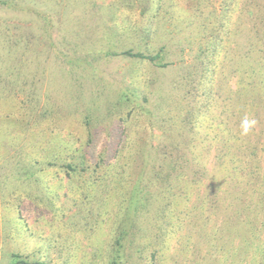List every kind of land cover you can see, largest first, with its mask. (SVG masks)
Here are the masks:
<instances>
[{
    "label": "rangeland",
    "instance_id": "rangeland-1",
    "mask_svg": "<svg viewBox=\"0 0 264 264\" xmlns=\"http://www.w3.org/2000/svg\"><path fill=\"white\" fill-rule=\"evenodd\" d=\"M94 1L102 9L80 0H0V167L10 161L3 172L0 168V264H18L12 261L14 254L31 264H89L85 253L93 264H103L95 250L105 249L113 221L96 213L109 209L116 220L117 198L105 207L95 197L90 236L71 224V217L76 221L79 209L87 206L83 188L95 169L102 174L104 165L113 164L111 183L117 185L121 162L126 169L133 164L136 172L138 155L144 153L149 158L155 154L164 165V144H186L198 132L204 143L210 138L207 162L218 167L211 139L219 131V118L206 125L210 114L196 74L203 71V83H215L219 76L211 72L228 51L238 54L243 66L250 26L253 17L260 23L264 0ZM258 29L253 28L255 34ZM126 52L159 57L152 61ZM203 61L211 63L210 69ZM241 117L255 126L254 114ZM173 126L190 128L192 136L177 137ZM31 135L36 141L52 136L57 156L38 163L35 159L45 151L31 148ZM49 144L43 141L45 150ZM27 173V179L21 177ZM215 174L219 182L214 175L204 177L187 191V202L166 206L159 222L166 228L162 234L172 238L169 244L176 243L177 252L185 251L179 256L183 264H264V211L253 209L248 221L228 218L233 214L228 202L230 213L222 206L216 211L203 207L214 192L235 194L236 201L248 206L264 194V180ZM21 179L27 180V189L18 185L24 186ZM168 253L175 254V248ZM168 253L161 255L163 263L157 261L172 264Z\"/></svg>",
    "mask_w": 264,
    "mask_h": 264
},
{
    "label": "trees",
    "instance_id": "trees-1",
    "mask_svg": "<svg viewBox=\"0 0 264 264\" xmlns=\"http://www.w3.org/2000/svg\"><path fill=\"white\" fill-rule=\"evenodd\" d=\"M80 1L82 3L85 2V6L90 7V5L95 4L98 8H101V4H98L94 0ZM114 7H117V3H114L109 8L110 12ZM263 8L264 4H262ZM262 12L264 14V10ZM259 19L260 23L257 24L255 17H253V26H250L252 27L250 31L253 34L251 33L250 39L248 38L246 48H249V51L245 53L246 59L242 67H239L238 59H236L238 54L228 51L223 54L222 62L220 59L221 64H218V70H212L213 72H211L212 77H216L214 73L219 76L215 83H211L212 80H209V82L207 80L203 83L201 80L205 75L203 71L196 74L199 76L198 82L200 87L205 89L203 94L207 100L204 101L205 107H203L207 111V114H210V118L206 117V125L207 123L213 124L215 117L218 116L219 118V131L211 139L213 145L216 146L218 167L210 168L207 162L208 154H210L212 148V145L209 147L210 138L206 136L205 139L208 142L204 143V141L198 139V133L203 132H198L197 135L192 138L190 137V140L188 138L186 144H164L162 151L164 165L158 164V158L155 154H152L154 158L150 157L155 160H151L149 156H145L143 153V155H138L140 162H136L137 171L135 172L133 164L129 169H126L127 167L124 168V163L119 160L121 163L116 167V178L114 180L117 181V185H112L111 183L113 164L106 163L107 165H104L105 171L102 174L99 169L97 171L95 169L92 176L93 180L87 183L86 188H83L85 198L87 199V206L85 209H83V206L79 209L81 213L76 221L74 220L76 216L71 217V224L74 226L80 225L77 228L82 231H88L87 234L90 236L91 230H94V227L89 217L94 213L91 205L94 203L95 197L105 207L110 203L109 200L112 199L113 201L117 198L118 204L116 207L118 214L116 215V220L111 218V210L109 209L106 211L104 208L105 211L101 210L96 213L101 218L108 216L110 221H113L112 237L110 240H106L105 249L102 253H99L98 249L95 250V254L102 256L103 264H160V262L163 263V260L161 261L163 252L165 251L166 255L168 249L172 250L174 248L175 254L168 253L171 256L172 264H183L182 261H179V256L185 251L177 252V244H169L172 242V238L169 237V240H167L165 233L162 234V232L166 231V228L161 226L159 222L164 216L162 211L166 210V206H172L173 209L177 205L187 202L189 198L187 191L192 192L194 190L195 182L196 184H202L204 177L208 179L214 175L213 179L219 182L220 179L215 173L224 174L222 175L223 179L230 178L228 175H232L233 178L231 179L235 180L242 177L243 174H248L256 175L260 180H264V15L259 17ZM238 23L241 27V20ZM256 25L259 27L258 30H255L257 34L253 31ZM126 53L143 59L148 58L152 61L159 57V54L149 57L140 52L136 54H131V52ZM216 62L217 60L214 59L212 64ZM202 64L204 68L209 67L210 69V62L203 61ZM191 75L192 72H189V76ZM232 84H235L236 87L231 89ZM209 86L211 89L206 91ZM207 94H210V97H206ZM247 112L250 116L252 114L255 116L254 127L249 120L241 117L243 114L246 115ZM195 115L204 116L203 113ZM201 121H203V117L199 120V122ZM234 122H238L239 127L235 128L233 126ZM258 122H260V127L258 126ZM176 127L178 126H173L172 128H174L173 133H179V135H176L177 137L181 138L184 135L192 136L190 135V128L186 130ZM43 141L50 142L46 150L42 145ZM33 142L35 143L31 148L37 145L39 152L45 151L43 156L39 152L35 153V156L40 154V158L35 159L38 163L44 162V158H55L57 156L52 136L43 135L40 140L36 141L31 135L28 143ZM73 151H75V148ZM135 151L139 153L141 149ZM135 160L136 157L134 158ZM6 162L0 167L2 172L6 169L7 164H9ZM68 167L72 170L75 168L73 164H68ZM13 170L14 173L17 172V170L11 167V171ZM133 172L135 173L133 174ZM124 173H127V175ZM21 177L27 179L28 173ZM2 178L4 180L5 176ZM26 179L20 180L24 186L18 183L24 189H27L28 185ZM123 180L126 184H124ZM8 181L7 177L6 182ZM233 186L236 188L237 184L234 183ZM209 187H212V185L210 186L209 184ZM209 195L211 197L204 201V206L203 204L201 205L206 209H211V211H216L217 207L222 206L223 208L225 207L226 212L230 213L231 208L229 206L231 205L229 204H233V214L228 216L230 219L236 218V220H240L243 218L248 220L250 217L249 212L253 209L256 212L264 211V194L259 195L256 200L252 198L248 206L245 204L242 206L240 201H236L240 200V198L236 197L237 195L235 194L222 197L214 192ZM241 202L243 203V200ZM193 204L195 203H192V206ZM239 205L240 207H237V209L234 208ZM151 207V218H149L147 210ZM152 212L154 213L153 215L151 214ZM16 219L19 221V218L16 217ZM262 223L264 224V221ZM172 231L174 230H169V232ZM70 235L74 236L71 233ZM47 239L50 240L51 236H48ZM177 241L181 244L180 240ZM86 255H88L86 263L93 264L91 256L85 253L84 256ZM13 257L12 261L15 263L31 264V261L21 259L19 254H14ZM38 263L45 264L46 262L38 260Z\"/></svg>",
    "mask_w": 264,
    "mask_h": 264
}]
</instances>
